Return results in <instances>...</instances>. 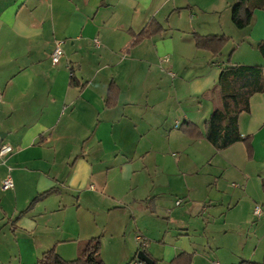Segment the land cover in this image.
Returning a JSON list of instances; mask_svg holds the SVG:
<instances>
[{
    "label": "crops",
    "instance_id": "obj_1",
    "mask_svg": "<svg viewBox=\"0 0 264 264\" xmlns=\"http://www.w3.org/2000/svg\"><path fill=\"white\" fill-rule=\"evenodd\" d=\"M234 2L0 0V143L12 147L0 163V264H36L51 248L74 260L77 243L97 236L105 264H136L137 236L159 264L181 253L193 254L191 264L262 261L264 92L238 119L241 136H252L251 160L242 142L217 150L179 129L189 121L204 132L219 104L222 67H264L256 48L264 41V5L237 28ZM151 20L162 32L131 46ZM193 33L229 41L213 57L195 47ZM57 42L63 54L54 64ZM72 77L82 86L71 85ZM111 82L118 95L107 107ZM7 175L14 186L2 190ZM202 180L215 184V200L235 198L226 212L217 209L225 223L245 207L257 217L246 216L251 235L211 250V207L195 198ZM230 181L240 191L229 194ZM174 193L190 197L186 206L175 207Z\"/></svg>",
    "mask_w": 264,
    "mask_h": 264
},
{
    "label": "trees",
    "instance_id": "obj_2",
    "mask_svg": "<svg viewBox=\"0 0 264 264\" xmlns=\"http://www.w3.org/2000/svg\"><path fill=\"white\" fill-rule=\"evenodd\" d=\"M264 0H235L232 5V22L237 28H244L251 23L254 11L261 9ZM162 27L151 20L137 34L131 43L135 45L145 38H149L162 32ZM195 47L205 49L218 56L224 48L229 38L224 35H200L193 33ZM264 60V41L256 46ZM71 85L82 86L75 81L74 77L70 80ZM264 92V67L258 65L236 64L221 68L216 85V93L219 104L216 106L205 122L204 132L189 121H183L179 129L192 139L204 138L211 146L217 150L226 149L237 142H242L247 159L253 158L252 136H241L238 127V119L242 113H249L250 98L256 93ZM118 95L117 86L111 82L107 90L105 104L107 107L116 105ZM261 190L264 195V175L261 177ZM49 191L38 194L29 204L31 208L41 197ZM150 211L153 208L147 206ZM143 251L154 264L159 262L151 256L144 248L138 247L137 252ZM193 254L181 253L177 255L169 264H191ZM36 264H105L101 258V239L92 237L81 240L77 243V257L74 260H64L51 248L41 254ZM235 264H264L262 261L241 260Z\"/></svg>",
    "mask_w": 264,
    "mask_h": 264
},
{
    "label": "rangeland",
    "instance_id": "obj_3",
    "mask_svg": "<svg viewBox=\"0 0 264 264\" xmlns=\"http://www.w3.org/2000/svg\"><path fill=\"white\" fill-rule=\"evenodd\" d=\"M237 164L242 165L244 163H242V161L239 159V162ZM214 169H215V167H214ZM215 172H217L216 169H215ZM217 181L219 182V184L222 182H225V180L223 178L221 180H217ZM234 181H236V180H234ZM204 183H205V181H203V180L200 181V185L196 189L195 198L197 199L196 203L198 205H201V206L205 205L204 207H208V206L211 207V209H210L211 211L208 214H206V216L208 217V220L210 221V224L213 226V227H211L212 229L209 228L211 230H207V232H206V233L209 232L207 235L208 240L210 241L209 244L211 246L213 245L212 246L213 248H211V250H214L216 246L219 247V249H220V247L228 248V246H230V244L232 242H234L235 239H237V238L240 239L242 235H251L252 227L254 225H251V223L245 224V220L247 219L246 216H249L250 221H257V217H255L252 214V212L250 214H248L247 208L245 207L246 212L244 211V208L240 209L241 210L240 212H243V214H244L243 217L240 215L230 216L229 219H227L228 223H225L223 221L225 214L223 213L221 215L220 214L221 211H219V210L223 209V211L225 210V212H226L228 206L231 207V206H233V204L236 203L235 198L229 197L230 199H226V196H225V197H223V201L215 200V197H213V189H216L215 184H212V186H208V185H205ZM230 183H231V181L228 184V187H229L228 193L229 194L232 193V190L240 191L239 189H233L234 187L231 186ZM211 188H213V189H211ZM170 198H172L173 201H175V207L176 208L177 207L179 208L180 206H186L185 200H188V201L190 200V197L187 196V194L185 196V194H182V193L181 194L180 193H174V194H172L171 197L169 196V200H170ZM177 200H181L180 206H178L176 204ZM251 204H252V208L254 210L255 206L260 205L261 202L260 201H257L256 203L251 202ZM214 208H216V210ZM217 209H219V210H217ZM244 217H245V219H244ZM164 219H165V221L168 220V219L166 220V218H164ZM138 247H139V245H138ZM144 249H146V248H144ZM137 250H138V248H137ZM206 250L209 253L211 252L210 248H208V247L206 248ZM203 252L200 251V253H203ZM104 254H106V256H108V257H114L115 256L114 252L109 251V250L104 252ZM263 256H262V258H263ZM131 259H132V261L140 262L137 259V251H135V253H133ZM130 261H128V263ZM253 261H256V260H253ZM140 264H144V263L140 262Z\"/></svg>",
    "mask_w": 264,
    "mask_h": 264
},
{
    "label": "built area",
    "instance_id": "obj_4",
    "mask_svg": "<svg viewBox=\"0 0 264 264\" xmlns=\"http://www.w3.org/2000/svg\"><path fill=\"white\" fill-rule=\"evenodd\" d=\"M63 54V50H62V47H61V42H57L52 54H51V59H52V62L55 64L58 62L59 58L62 56ZM1 99H2V94L0 93V103H1ZM12 152V147L11 145L5 143V142H2L0 143V163L3 162V160L5 159V157L7 155H9L10 153ZM14 186V183H13V180L11 178L10 175H7L3 181H2V184H1V188L2 190H7V189H10ZM181 203V200H177L176 201V204L179 205ZM261 209L259 206H255L254 208V213L255 215H260L261 214ZM137 241L139 243V246L142 247V248H145L146 247V242L139 236H137ZM136 264H140V262H136Z\"/></svg>",
    "mask_w": 264,
    "mask_h": 264
},
{
    "label": "water",
    "instance_id": "obj_5",
    "mask_svg": "<svg viewBox=\"0 0 264 264\" xmlns=\"http://www.w3.org/2000/svg\"><path fill=\"white\" fill-rule=\"evenodd\" d=\"M137 259L144 264H154L153 260L149 258L143 251L137 252Z\"/></svg>",
    "mask_w": 264,
    "mask_h": 264
}]
</instances>
